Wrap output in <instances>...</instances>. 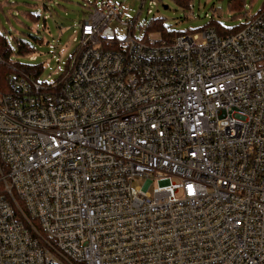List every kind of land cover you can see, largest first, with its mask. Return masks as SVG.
Returning a JSON list of instances; mask_svg holds the SVG:
<instances>
[{"label": "built area", "instance_id": "built-area-1", "mask_svg": "<svg viewBox=\"0 0 264 264\" xmlns=\"http://www.w3.org/2000/svg\"><path fill=\"white\" fill-rule=\"evenodd\" d=\"M92 5L56 77L0 84V264H264V9L120 41Z\"/></svg>", "mask_w": 264, "mask_h": 264}, {"label": "rangeland", "instance_id": "rangeland-1", "mask_svg": "<svg viewBox=\"0 0 264 264\" xmlns=\"http://www.w3.org/2000/svg\"><path fill=\"white\" fill-rule=\"evenodd\" d=\"M116 1L122 5L121 17L111 27L120 41L129 37V30L121 25L122 21L134 23L136 28L133 35L136 39L145 36L146 29L154 20H163L176 33L195 34L212 22H218L226 29L239 28L240 18L246 12L254 16L264 8V0H244L241 12L231 8V0H192L190 8H183L172 0H146L144 4L143 0ZM93 2L94 0H0V35L9 41L11 60L30 66H42L39 78L41 81L48 80L50 75L56 77L58 68L65 69L79 48V26L88 19ZM152 2L157 5H150ZM38 16L39 21H36ZM76 37L78 42H74ZM18 41L33 48L36 61H31L28 54L19 53ZM144 183V180L137 181L135 186H142Z\"/></svg>", "mask_w": 264, "mask_h": 264}, {"label": "trees", "instance_id": "trees-1", "mask_svg": "<svg viewBox=\"0 0 264 264\" xmlns=\"http://www.w3.org/2000/svg\"><path fill=\"white\" fill-rule=\"evenodd\" d=\"M177 5L183 7V8H190L192 0H172ZM231 8L236 12H241V10L244 7V0H231L230 2ZM264 9V8H263ZM36 21H39V16L35 18ZM206 28H214L217 30L218 34L221 36L234 34L239 31L238 28L235 29H226L218 22H212L208 27ZM204 28V29H206ZM202 29V30H204ZM146 33H159L163 38L167 39L168 41H171L172 39L176 37H180L185 34L176 33L170 29V27H167L163 20H154L151 22V24L146 29ZM19 42V53L21 54H28V56L33 55L35 52L33 48L25 44L21 41ZM12 55V49L9 45V42L5 37L0 35V57L4 60L3 63L0 64V84L2 86L7 85V79L9 75L17 73V74H25L34 77L35 79L40 78V75L43 71L42 66H30L27 64H23L20 62H14L11 60Z\"/></svg>", "mask_w": 264, "mask_h": 264}, {"label": "water", "instance_id": "water-1", "mask_svg": "<svg viewBox=\"0 0 264 264\" xmlns=\"http://www.w3.org/2000/svg\"><path fill=\"white\" fill-rule=\"evenodd\" d=\"M166 9H168V7H166Z\"/></svg>", "mask_w": 264, "mask_h": 264}]
</instances>
